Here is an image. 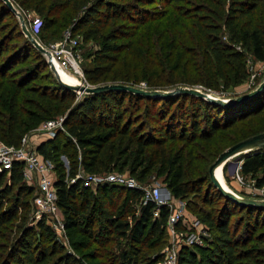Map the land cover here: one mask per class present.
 Instances as JSON below:
<instances>
[{
	"label": "trees",
	"instance_id": "obj_1",
	"mask_svg": "<svg viewBox=\"0 0 264 264\" xmlns=\"http://www.w3.org/2000/svg\"><path fill=\"white\" fill-rule=\"evenodd\" d=\"M12 2L16 8L17 5H27L40 13H45L46 7L50 16L44 18L41 25L43 31H48L56 23L60 26L67 24L77 9L85 6L72 24V31L83 39L100 41L101 47L94 55L93 65L84 69V75L91 84L108 80L119 54L125 50L126 37L135 35L145 24L158 22L171 9L177 16L175 23L190 26L196 32L195 59L196 62L201 60V63L198 62L195 74L197 79H203L196 80V83L204 82L209 88H216L222 80L227 88L247 79L249 71L244 51L238 45L264 60V0H61L58 2L63 4L58 6L53 2L43 6V0ZM3 17H16V13L4 0H0V140L18 146L23 130L38 125L46 117L64 112L66 140L63 145L66 148L61 149L59 143H53L54 140L43 141L38 146L40 153L55 163L58 173L55 182L57 200L64 215V228H75L85 223L81 230L94 241L96 233L100 243L104 240L114 242V246H105L101 251L100 255L105 257L102 260L104 264H159L164 253L158 252L151 258L146 257L144 249L150 238L163 236L166 231L168 207H161L160 216H156V204L151 200L142 203L143 193L137 187L104 183L93 189L82 178L68 182L59 155L64 152L73 161L69 176L75 177L80 166L87 173H99L115 161L116 154L121 151L120 146L126 142L139 147L133 160L141 165L146 159L144 152L148 146H154L157 151L160 148L164 150L168 139L177 137V133L187 137L183 116L180 131L158 125L154 129L156 134L149 132L146 135L141 132L145 124L132 126V118H125V97H135L138 101L147 99L152 103L163 97L162 101L168 104L171 100L167 99L169 96H148L113 89L85 93L78 99L76 91L57 77L47 58H43V52L23 31L21 22L16 26L19 31L13 36L3 24ZM175 31L179 33L177 29ZM226 33L228 38H224ZM17 36L23 40L22 44L15 41ZM31 57L39 61L31 63ZM163 67L173 71L168 63ZM178 73L181 74V70ZM178 81L175 80V83ZM180 93L198 100L204 107L205 129L199 133V110L195 109L192 131L206 139H212L223 124L236 123L237 118L250 117L264 109V88L246 100L229 105ZM239 104L243 106L239 107ZM213 105L224 107L230 113L240 111L239 116L224 120L221 126L220 121L210 115L209 108ZM241 170L245 175L262 172L257 178V185L264 186L263 147L244 155ZM131 171L135 173L133 168ZM178 176L181 179L183 175ZM23 180L22 163L15 162L11 169L0 172V264H86L65 249L44 217L34 226L26 225L30 207L27 197L32 188ZM209 180L212 195H199L202 196V205L210 207L198 206L195 202L194 210L209 227L212 240L208 245L196 246L194 250L182 247L178 264H264V230L259 229L264 227V205L237 203L219 191L210 173ZM168 183L176 197L183 198L188 189L196 194L201 191L200 182L189 185L170 180ZM110 186L127 189L120 206L115 209L105 198V189ZM215 197L217 202L224 201L219 209ZM96 200L99 201L94 206ZM140 203L142 209L138 211ZM237 208L245 210L240 220L245 225L241 234H237L235 226L231 225V217ZM19 218L21 222L16 225L18 232L12 237L14 222ZM95 223H98L96 228Z\"/></svg>",
	"mask_w": 264,
	"mask_h": 264
},
{
	"label": "rangeland",
	"instance_id": "obj_2",
	"mask_svg": "<svg viewBox=\"0 0 264 264\" xmlns=\"http://www.w3.org/2000/svg\"><path fill=\"white\" fill-rule=\"evenodd\" d=\"M58 1L61 0H43L42 4L43 6L44 4L48 6L51 2H53V4L56 3L57 6L63 4ZM82 8L84 9L85 6L79 7L77 13L74 14L65 25L60 26L56 23L48 31H43L40 27V31L36 34V39L48 49L60 50L66 48L67 50H70V54L68 55L72 65L69 63V65L65 66L60 61V67L68 73L79 77L81 81L80 83L96 85L91 84L86 79L84 69L93 65L94 55L101 47L100 41L96 39H83L81 36L73 34L72 31V24H74L77 16L81 14L83 10ZM17 9L21 12L25 21L28 23L37 21V18H40L42 21L41 24H43L44 18L50 16L46 7L45 13H40L35 8L27 5H17ZM176 18L177 16H175L174 11L171 9L166 16L159 19L158 22L155 21L153 24H145L136 31L135 35L126 37V39H124L126 47L125 50L119 54V60L116 63V67L108 80H105L100 84L127 83L143 87L147 90L155 88L165 91L172 90L177 86L195 87L216 98L228 99L252 90L262 83L264 80V60L258 59L251 50L242 48L240 45H238V48H241L244 51L245 62L249 71L247 79L241 83H233L227 88L224 86L222 80L219 81V86L216 88H209L203 84L204 82L196 83V80H203L197 79V74H195L196 67L199 65L198 62L201 63V60L196 62L195 59L197 54L195 50L196 32L191 29L190 26L185 27L177 22L175 23ZM18 23H20V18L17 13L16 17H3V24H6L7 30L11 31L10 33H12L13 36H16L15 33L19 31L18 27L16 29ZM175 29H177L179 33H176ZM224 38H228V33L225 34ZM15 41L21 44L23 42L18 36L15 38ZM42 56L44 59L46 58L45 53H42ZM29 60L31 63L39 61L38 58L32 57L29 58ZM166 63L172 67L173 71L170 72L171 69H164L163 66ZM179 70H181V74L178 73ZM129 77L130 79H127ZM175 80L179 81L175 83ZM85 93L86 92L76 91L77 98H82ZM169 97L170 98L167 99L171 100H169V103L167 104L162 101L163 97L158 98L156 102L152 103V101H148L147 99H141L138 101L135 97L130 98L129 96H126L125 105L127 107V112L125 113V118H132L134 122L132 126L145 124V129L141 131L142 134L147 135L150 132L154 135L156 134L154 129L158 125L167 129L174 128L176 131H180L183 126V116V120L187 125V137L177 133V137L168 139L164 150L160 148L157 151L154 146H148L144 152L146 159L141 165L133 160L139 147L135 144L128 145L125 142L120 146L121 151L116 154L117 157L115 156V161L108 164L107 169L102 172H115L120 175L131 176L144 187L148 188L160 185L164 191L169 192H171L168 183L170 180L174 183L183 182L188 183L189 185L200 182V193L198 192L196 194L191 189H188V192L183 198L174 195L185 203L188 215L197 217L194 210L195 202H197L198 206H204L205 208L210 207L208 205H202V196L206 197L212 195L208 172L211 163L216 159L220 152L232 144L243 140L250 135L264 132V109L250 117L241 116L237 118L236 123L223 124L224 120H231L232 116L234 117L239 114L240 111L237 113H230L223 109L224 107L220 108L219 106L215 107L216 105H213L214 107L209 108L210 115L215 119H218L220 125L222 126L223 124V126L219 129L217 134L212 137V139H206L203 136H200V134H193L192 131L193 110L195 109L199 110V133L205 129V109L200 102L196 99H191L189 96L182 95L181 93ZM241 106H243V104H239V107ZM232 108H237V106ZM242 109L244 108H240L239 110ZM62 114L65 113L63 112L55 116L51 115L46 117L38 125L25 131L23 130L22 137L28 136V139L30 140V138L34 136V129L37 126L41 125L48 119L58 118ZM46 140H54L53 143H59L61 149L66 148V145H63L66 140L64 129H58L54 137H49L48 139L44 138L43 141ZM255 149L257 148H249L229 157V159H227L222 165V174L226 184L233 192L245 197L264 199V186L257 185V178L262 175V172L258 175H245L241 170L244 155ZM59 158L67 173L66 180L72 182L73 177L69 176L68 173L73 165L71 157L64 152H61ZM174 158L176 159L175 161H173ZM132 168L135 170V173L131 171ZM57 174L55 179L57 178ZM77 174L78 178L87 176V173L81 166L78 168ZM178 174L183 175L181 176V179ZM23 181L32 188V192L27 197L30 207H28L27 211L28 219L26 225L29 224L34 226L37 222V207L34 200L37 191V182L35 185L30 184L25 178ZM91 185L94 187V183ZM125 190L127 189L124 187H111L105 189V198L111 208L115 209L120 206L121 199L126 192ZM199 194H202V196ZM214 199L216 201L217 209L221 208L224 201L221 199V201L217 202V197ZM80 200L81 196L78 197V201ZM97 201L99 200L93 202L94 206ZM137 209L138 211L142 209L141 203L138 204ZM119 210L120 207L117 211ZM244 214L245 210L237 208L235 214L231 217V225L235 226L234 231H236L237 234H241L245 227L244 221H240ZM61 215L63 216L62 222H64L62 210ZM19 222H21L20 218L14 222L12 237L18 232L16 225ZM97 224L98 223H95L94 228H96ZM84 225L85 223L82 225L80 223L79 226L75 228H63L59 231H55L58 240L64 245L65 249L72 252V254L76 255L77 258L83 260L86 264H104L102 263V260H104L105 257L104 255H100L101 251L105 246H114V242L104 240V244L100 243V241H98L99 235L96 233L93 236L96 240L94 241V239H91L82 232L81 226ZM165 225L167 228V221L165 222ZM259 229L264 230V227ZM169 240L170 236L167 229L163 236L150 238L144 249L146 257L152 258L156 253L163 252L169 247ZM86 255H90L91 257H87Z\"/></svg>",
	"mask_w": 264,
	"mask_h": 264
},
{
	"label": "built area",
	"instance_id": "obj_3",
	"mask_svg": "<svg viewBox=\"0 0 264 264\" xmlns=\"http://www.w3.org/2000/svg\"><path fill=\"white\" fill-rule=\"evenodd\" d=\"M37 19V21L28 24L35 38L42 25L40 18ZM41 45L46 49L47 60L56 68L61 65V63L59 64L60 61L65 66L69 65V63L72 65L68 55L70 50L66 48L53 50L46 48L43 44ZM65 116L66 114H62L58 118L44 121L34 129L35 134L30 140L28 136H24L18 146L0 141V172L4 169H11L15 162L23 164L25 180L35 185L37 182V191L34 197L37 207L36 220L38 221L44 217L45 221L55 231L64 228L55 185L57 173L53 160L40 153L38 146L43 142L44 138L54 137L58 129H64ZM77 178L78 174L72 178V182ZM81 178L88 186L92 187L91 184L94 183L93 189L104 183L140 188L143 193L142 203L151 200L156 204L157 207L154 211L156 216H160L161 207H168L167 230L170 236V245L163 251L164 258L159 264H178L179 251L182 247H189L194 250L196 246L208 245L212 240L209 227L200 218L188 215L185 203L176 198L172 191H164L160 185L147 188L140 185L133 177L120 175L115 172L87 173V176Z\"/></svg>",
	"mask_w": 264,
	"mask_h": 264
},
{
	"label": "water",
	"instance_id": "obj_4",
	"mask_svg": "<svg viewBox=\"0 0 264 264\" xmlns=\"http://www.w3.org/2000/svg\"><path fill=\"white\" fill-rule=\"evenodd\" d=\"M4 1L7 3V5L15 13H17V15L20 18V22H21V26L23 28V31L28 35V37L33 42V44L37 48H39L43 53H46V49L38 42V40L35 38V36H33L28 25L26 24L24 16L15 7L12 0H4ZM47 53L49 54V52H47ZM50 64L52 66V69L56 73L57 77L60 79V81H62L67 86L73 88L75 91L86 92V93H99V92H103L106 90L121 89V90H129V91H132L134 93L145 94L148 96H172V95L178 94L180 92H184V93H190V94L201 96V97H203L209 101H212V102H217L220 104L229 105V104L238 103V102H241L243 100H246V99L256 95L257 93H259L264 88V80H263L262 83L258 87L254 88L252 90H249V91H247L243 94H240L238 96H235V97L224 99V98H216L214 96H211L210 94H207L204 91H202L198 88H195V87L177 86L172 90H166L165 91V90H160V89L147 90L143 87L136 86L133 84H127V83H111V84L110 83H104V84H96V85H87L84 83L72 84L69 82H65L61 78L57 68L52 63H50ZM260 147H264V132L251 135V136H249L243 140H240V141L232 144L231 146H229L228 148H226L225 150L220 152L218 154V156L216 157V159L211 163V165L209 167L210 177H211L213 183L218 187L219 191L224 196H226V197H228V198L232 199L233 201L240 203V204H246V205L248 204V205H256V206L264 205V199L245 197V196H242V195H239V194L233 192L230 188L225 187L222 184V182L220 181L219 177L217 176V168L220 165L222 166L227 161V159H229V157H231L232 155L239 153L243 150L249 149V148H260ZM222 170H223V166H222Z\"/></svg>",
	"mask_w": 264,
	"mask_h": 264
},
{
	"label": "bare ground",
	"instance_id": "obj_5",
	"mask_svg": "<svg viewBox=\"0 0 264 264\" xmlns=\"http://www.w3.org/2000/svg\"><path fill=\"white\" fill-rule=\"evenodd\" d=\"M56 66H57V64H56ZM57 69H58V72H59L61 78H63V80H65L66 82H69V83H72V84H79L81 82L79 77L68 73L67 71H65L60 66L57 67ZM217 176L219 177V179L222 182V184L225 187H228V185L226 184V182L224 180L223 174H222V166L221 165L217 168Z\"/></svg>",
	"mask_w": 264,
	"mask_h": 264
}]
</instances>
